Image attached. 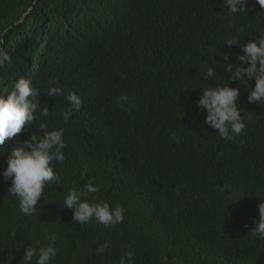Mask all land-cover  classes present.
Returning <instances> with one entry per match:
<instances>
[{
  "label": "trees",
  "instance_id": "1",
  "mask_svg": "<svg viewBox=\"0 0 264 264\" xmlns=\"http://www.w3.org/2000/svg\"><path fill=\"white\" fill-rule=\"evenodd\" d=\"M262 30L257 8L230 15L220 0H0V50L12 58L0 92L28 78L67 143L64 162H51L60 183L46 185L32 216L3 172L18 142L43 133L34 122L0 148V264H24L26 248L53 234L50 264H119L129 251L134 264H264V242L250 235L264 202V106L243 93L255 80L241 88L247 127L233 140L205 126L197 104L201 87L237 86L223 56L236 65L239 44ZM232 37L238 45L224 44ZM71 91L82 107L65 122ZM90 180L99 191L87 198L122 205L123 223L73 221L64 197Z\"/></svg>",
  "mask_w": 264,
  "mask_h": 264
},
{
  "label": "clouds",
  "instance_id": "2",
  "mask_svg": "<svg viewBox=\"0 0 264 264\" xmlns=\"http://www.w3.org/2000/svg\"><path fill=\"white\" fill-rule=\"evenodd\" d=\"M221 7L230 15L240 14L248 11V8H257L264 16V0H220ZM252 37H259L252 41ZM239 39L232 37L224 44L229 46L238 45ZM243 55L237 56L235 60H229L225 54L224 70L230 81H236V87H230L229 83L209 87H201L202 95L197 101L201 111L206 110L205 126H211L214 131L225 140H233L236 136L242 135L247 124L242 119L239 98L241 88H247L251 80H255L254 87L248 94L249 103H257L264 106V30L247 38L239 44ZM12 63L10 55L0 50V67ZM248 66L245 67L244 65ZM161 70L156 78L161 77ZM217 72L214 67H208L205 78H215ZM10 93V94H9ZM39 90L32 85V82L24 77H19L13 84L10 92H0V148L6 140L15 138L18 133L25 131L26 126L34 122L43 135L35 132L30 139L18 142L10 150L7 167L3 172L6 182L10 181L8 193L17 197L19 210L24 216H32L37 212L36 205L42 195H45V187L49 183H60V178L54 172L51 162L63 163L65 160L64 149L67 143L64 139L65 129L63 127L49 130L47 123L42 119L48 117L49 106L41 104ZM51 97L63 96L62 88L51 87L47 91ZM66 102L70 107L61 113L65 122H68L72 112L79 111L82 107V98L76 91L69 92ZM121 102L128 100L126 95L119 97ZM251 120V116H248ZM99 191V186L90 180L82 190L72 188L64 197L63 206L73 211V221L78 224H86L93 219L105 227L111 228L124 222L125 208L122 205L110 206L108 202H97L87 197L91 193ZM250 235L264 242V202L259 205V220L251 229ZM47 245H41L38 241L36 246L32 243L26 248L23 258L24 264H50L57 256L59 249L56 247V236L49 237ZM109 244L105 242L96 249V253L103 255ZM134 253L129 251L122 255L119 264H134ZM95 262H99L98 260Z\"/></svg>",
  "mask_w": 264,
  "mask_h": 264
}]
</instances>
